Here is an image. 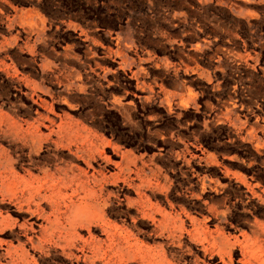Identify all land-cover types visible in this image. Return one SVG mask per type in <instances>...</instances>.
I'll use <instances>...</instances> for the list:
<instances>
[{
    "label": "rangeland",
    "instance_id": "obj_1",
    "mask_svg": "<svg viewBox=\"0 0 264 264\" xmlns=\"http://www.w3.org/2000/svg\"><path fill=\"white\" fill-rule=\"evenodd\" d=\"M43 62L57 69L41 72ZM60 68L65 94L54 80ZM75 72L82 81L68 85ZM38 82L67 98L57 109L116 148L97 162L106 174L121 153L132 155L131 168L143 166L142 178L129 175L131 185L108 181L121 191L106 188L109 208L101 212L140 255L153 264H222L201 261L197 236L166 237L152 216L131 208V187L145 179L159 183L157 196L145 192L149 202L166 199L209 231L216 227L233 244L230 264H264V0H0L1 111L14 107L15 118L28 120L35 109L28 93ZM124 98L125 112L115 106ZM0 146L20 156L12 167L19 177L23 169L36 174L25 148L6 139ZM59 156L83 166L66 149ZM24 209L8 198L0 203V264H100L89 248L104 236L73 227L74 208L59 226L91 240L85 256L79 242L36 248L33 237L30 244L26 237L44 221Z\"/></svg>",
    "mask_w": 264,
    "mask_h": 264
},
{
    "label": "bare ground",
    "instance_id": "obj_2",
    "mask_svg": "<svg viewBox=\"0 0 264 264\" xmlns=\"http://www.w3.org/2000/svg\"><path fill=\"white\" fill-rule=\"evenodd\" d=\"M64 80L65 76L62 73L55 76V81L62 87ZM42 97H48L49 102ZM31 98L35 111L30 120L15 118L17 109L14 107L11 108L10 113L2 112L0 109V141L11 140L25 148L32 170L36 171V174H31V168L23 169L24 176L19 177L12 167L19 164L20 156H13L0 146V203L6 198L16 201L18 208L25 207L26 212H34L44 221L43 225H37L38 230L34 231L33 236L26 237V240L33 244L34 237L39 243L36 248H40L42 242L57 240L61 246L69 249L79 242L80 255L85 256L84 248L91 240H79L72 227L68 229L72 234L70 236L68 231L65 233V228H62V231L59 226L62 214L74 208L71 220L73 227L82 232L85 228L88 235L91 229H98L104 236L100 242L92 244L89 248L92 255L100 254V264H153L146 255L138 253L129 236L124 234L121 228L101 216V212L108 210L111 198V193L107 192L106 188L114 187L115 194L121 191L119 186L107 184L108 181L114 183L120 181L131 185L127 183L131 181L128 180L129 175L134 174L137 178H142L143 166L132 165L131 168L132 155L121 153L116 171L106 174L104 167L97 162L105 159V147L112 149L113 145L103 138L91 135V132L78 130L76 122L65 120L67 114L57 107L65 108V103H68L67 98L55 95L51 87L47 88L42 84L34 87ZM67 108L76 110L75 106L70 104ZM125 111L126 108L123 107V112ZM65 149L75 162L82 163L83 166L65 165L59 156ZM115 150L116 148L112 149L114 156ZM43 153L47 154L45 159L42 157ZM137 181L138 183L131 187L135 192L132 203L134 207L131 208L135 212L152 216L155 228L166 233V237L179 239L183 234L190 238L197 236L200 240L202 262L205 259L214 261L215 257H218L222 264L232 262V255L235 252L232 248L233 244L230 245L216 227L209 231L204 226H200L202 222H195L166 199L163 202L157 200L155 204L149 202L144 195L145 192H148L150 197L157 196L155 192L159 188V183L157 180L138 179ZM163 203L164 206L161 207ZM165 208L169 210L165 211ZM210 212L211 218L219 217L216 211L210 210ZM185 221L190 222V230L182 228V223ZM74 257L75 261L79 260V256Z\"/></svg>",
    "mask_w": 264,
    "mask_h": 264
},
{
    "label": "crops",
    "instance_id": "obj_3",
    "mask_svg": "<svg viewBox=\"0 0 264 264\" xmlns=\"http://www.w3.org/2000/svg\"><path fill=\"white\" fill-rule=\"evenodd\" d=\"M26 18H27V17H26ZM28 18L31 20V19L33 18V15H29ZM28 18H27V19H28ZM43 23H44L43 18L37 16V21H36V24H35V30H36L37 33L42 32L41 27H42ZM29 25H32V21H30ZM53 69H57V68L51 67L50 64H49L48 62H43V63L40 65V70H41V72H45V70H48V71L52 72ZM57 72H58V73H62V74L65 76V68H60L59 70H57ZM58 73H57V74H58ZM57 74L54 75V80H55V76H56ZM75 76H78V78H76ZM71 77H72V79H73L74 81H72V82H68V83H67L68 85L71 84V83H73V82H76V81H78V82H81V81H82V76H81V74H80L79 72H75V73H73V74L71 75ZM19 80H22V79H19ZM37 84H41V83H40V82H38V83H32V87H31V89H30V92L28 93V95L30 96V99H32V98H31V91H33L34 87H35ZM64 89H65V80H64ZM64 94H65V93H64ZM31 101H32V100H31ZM129 105H130V102H129V101H126L125 98H124L122 101L117 100V101L115 102V106L118 107L119 110H121V111H123V107H125V108H126V111H128V109H129L128 106H129ZM68 109H69V108H68ZM72 110H74V109H72ZM34 111H35V109H34ZM33 116H34V112H33V115H32L31 117H33ZM31 117H30L28 120H30ZM65 118H66L65 120H68V121L72 120V121L76 122V123H77V128H78V130H82V129L84 128L83 126L79 125V123H78L76 120H73V119H71L70 117H67V115L65 116ZM69 119H70V120H69ZM26 120H27V119H26ZM85 131H86V130H85ZM91 135H94V136H96L97 138H101L99 135L94 134V133H91ZM107 148H108V147H105L106 150H107ZM105 149H104V150H105ZM108 149H109V148H108ZM185 222H186V221H185ZM200 226H202V225L200 224ZM190 229H191V225H190V228H189L188 230H190ZM214 229H215V228H214Z\"/></svg>",
    "mask_w": 264,
    "mask_h": 264
}]
</instances>
